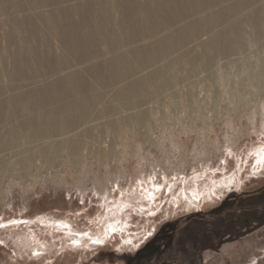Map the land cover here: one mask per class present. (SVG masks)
<instances>
[{
  "label": "rangeland",
  "instance_id": "rangeland-1",
  "mask_svg": "<svg viewBox=\"0 0 264 264\" xmlns=\"http://www.w3.org/2000/svg\"><path fill=\"white\" fill-rule=\"evenodd\" d=\"M147 1L0 0V264H264V0Z\"/></svg>",
  "mask_w": 264,
  "mask_h": 264
},
{
  "label": "bare ground",
  "instance_id": "bare-ground-1",
  "mask_svg": "<svg viewBox=\"0 0 264 264\" xmlns=\"http://www.w3.org/2000/svg\"><path fill=\"white\" fill-rule=\"evenodd\" d=\"M198 3V2H197ZM203 4V3H202ZM153 6V7H152ZM194 6H195V3H193V2H191V0H149V1H147V2H145V4L143 5V7H142V11H143V13H144V15L145 14H149V13H152V11H154L155 12V10L156 9H160L161 11L163 10V8L164 9H166V8H169V9H174L173 7H177L178 8V10H179V21L180 22H182L183 20H185L186 18H184L185 16H183L182 14H185V13H187V11H188V9H189V11L188 12H193V10H196V9H194ZM204 7H205V5H204ZM199 8V7H198ZM155 9V10H154ZM77 10H80V5H77L76 6V11ZM197 11V10H196ZM159 12V11H158ZM147 14V15H148ZM198 14V13H197ZM61 15H62V12H61ZM49 19H50V23H52V25H55V24H59L58 22L56 23V19H55V16L53 15V14H49ZM62 16H64V15H62ZM173 16V15H172ZM181 16H183V17H181ZM149 19V18H148ZM148 19H146V21L148 22ZM176 20H177V18H175ZM175 19H170V20H167L166 18H164V19H159L157 22L158 23H161V22H164V23H172V21H176ZM206 19H208L209 20V18H206ZM150 20V19H149ZM154 20V19H153ZM155 21V20H154ZM190 21V20H189ZM163 24V23H162ZM162 24H158V26L160 27ZM191 24V26H193L192 25V23H190ZM150 27H152V26H150ZM149 27V28H150ZM155 28H158V27H155ZM193 28V27H192ZM147 33V32H146ZM175 35H176V33H175ZM174 34H172L171 33V35H169L168 36V40H170L171 38H173L174 36H175ZM63 36V35H62ZM167 36H165V38H166ZM104 38V37H103ZM166 40V39H165ZM171 41V40H170ZM77 43V42H76ZM79 46V45H78ZM77 46V47H78ZM74 48V47H73ZM155 48H152V50H154ZM19 50H21L22 52H24V50L23 49H19ZM32 52H33V50H32ZM28 54H30L29 53V51H28ZM35 54V55H34ZM21 55H23L21 52H18L17 53V56H21ZM31 55V54H30ZM33 56H35V57H37L39 60H38V62H39V64H41L42 62H44V63H46V62H49V65H50V62H52V60H48L47 59V56L45 55L44 56V54H42V53H40V52H38L37 51V49H35V52L33 53ZM41 56H44V58L45 59H42L41 58ZM18 57V58H19ZM46 64H48V63H46ZM46 64H44L45 66H48V65H46ZM42 65V64H41ZM49 68H52V69H54V68H56V67H54V66H52V67H49ZM59 84V83H58ZM129 89H132V88H129ZM128 91H130V90H128ZM17 99H21V97H19V98H17Z\"/></svg>",
  "mask_w": 264,
  "mask_h": 264
},
{
  "label": "flooded vegetation",
  "instance_id": "flooded-vegetation-1",
  "mask_svg": "<svg viewBox=\"0 0 264 264\" xmlns=\"http://www.w3.org/2000/svg\"><path fill=\"white\" fill-rule=\"evenodd\" d=\"M174 228V224H169L162 228L161 234H157L150 243H154L153 250L149 254H144L146 250H142V252L137 257L130 260L128 264H148L150 261H156L165 257V254H168L171 251L170 248H172V241L175 238Z\"/></svg>",
  "mask_w": 264,
  "mask_h": 264
},
{
  "label": "trees",
  "instance_id": "trees-1",
  "mask_svg": "<svg viewBox=\"0 0 264 264\" xmlns=\"http://www.w3.org/2000/svg\"><path fill=\"white\" fill-rule=\"evenodd\" d=\"M258 192H260V191H258ZM242 197L243 196H240L239 198L242 199ZM246 198H248V199H246V201L242 205H239L237 207H236V205H234L235 207H234V210H232V211H231V209H229L228 212H227L228 213L227 217L222 216L223 212L222 213L218 212V214H216V215H220V219L222 218V219H224L226 221V220H229V219L232 220L235 213H240V215H242V216L244 215V216L247 217L249 214L251 215V213L253 212L254 208H257L259 206L264 207V195L259 194L258 196H255V195H253L251 193H247L246 194ZM231 207L232 206H230V208ZM235 209H239V210H235ZM223 217H225V218H223ZM238 222H239V220H238Z\"/></svg>",
  "mask_w": 264,
  "mask_h": 264
}]
</instances>
